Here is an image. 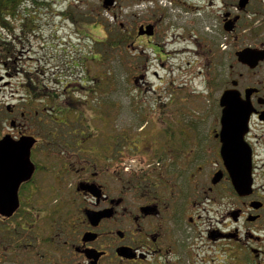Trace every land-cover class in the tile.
<instances>
[{"label": "flooded vegetation", "instance_id": "af4514ba", "mask_svg": "<svg viewBox=\"0 0 264 264\" xmlns=\"http://www.w3.org/2000/svg\"><path fill=\"white\" fill-rule=\"evenodd\" d=\"M222 4L213 28H222L214 40L226 49L217 54H229L225 89L249 108L243 144L229 149V161L220 103L201 116L192 114L197 106L168 105L157 119L145 111V121L137 116L127 126L120 102L110 110L94 105L100 137L91 136L96 121L82 122L90 93L81 83L49 92L53 104L41 110L8 105L0 122V208H7L0 264H264V0ZM8 53L12 78L21 74L22 51ZM83 75L87 81L90 73ZM26 80L20 86L28 95ZM44 108L55 123L43 119ZM45 123L53 125L48 135Z\"/></svg>", "mask_w": 264, "mask_h": 264}, {"label": "rangeland", "instance_id": "374dc122", "mask_svg": "<svg viewBox=\"0 0 264 264\" xmlns=\"http://www.w3.org/2000/svg\"><path fill=\"white\" fill-rule=\"evenodd\" d=\"M145 1L116 0V4L107 10L103 0H39V4L31 0L25 2L27 15L22 8L17 17L9 19L10 25L7 28L0 26V52L5 56V51L8 53L10 48L15 51L17 46L16 50L22 51L18 60L23 63L21 74L12 70L11 78L7 76L8 69L0 57V122L9 117L8 105L18 104L28 108L27 103L23 105L24 99L30 98L29 94L26 95L20 85L26 80L27 71L33 73L36 66L41 65L45 73L44 83L61 91L68 83L94 86L99 84V80L95 81L96 74L97 78L99 72L102 78L103 74L106 75V83L100 89L102 93H81L86 95L87 116L90 118L95 115L90 120L96 121L92 123L91 136H105L102 124L99 123V114L91 109L94 105L107 104L110 110V107L120 102L124 106L122 110L127 126L129 121L137 120V116L139 120L145 121L139 115L143 112L145 114V111L148 112L149 121L157 119L160 110L168 105H194L198 111L192 114L201 116L210 110L207 107L219 104L221 94L229 83L230 61L228 53L217 54L226 49L224 45L216 46L214 40L215 37L220 39L223 36L222 28H213L223 6L222 0ZM24 19L29 22L27 27L23 26ZM150 22L157 23L155 35L149 37L148 34H138V27ZM105 24H109L113 31L126 27L127 32L132 34L127 45L131 51H136L137 58L132 56L123 65L120 49L112 51L108 59L104 41L109 38V33ZM97 25L100 28H95ZM81 32H87L88 36H83ZM95 40H101L102 44ZM241 43L242 40L235 42V48L241 46ZM201 51L203 56L199 54ZM98 52L100 57L103 54V61L93 59ZM138 64L140 68H134ZM86 66L90 73L88 82L82 79ZM62 72L61 77H54L53 73ZM48 100H35L34 108L41 110L47 107L45 103ZM97 100L100 101L93 103ZM101 101L104 103L101 104ZM111 114L116 115V110L111 111ZM54 116L44 108L43 119L55 123ZM205 120H208L207 116ZM51 128L53 125L45 123L44 133ZM75 128H80L86 136H90V130L85 124H78ZM63 129L60 125V130Z\"/></svg>", "mask_w": 264, "mask_h": 264}, {"label": "trees", "instance_id": "16d2710c", "mask_svg": "<svg viewBox=\"0 0 264 264\" xmlns=\"http://www.w3.org/2000/svg\"><path fill=\"white\" fill-rule=\"evenodd\" d=\"M27 1H29V0H0V26L7 28V26L10 25L9 19L11 17H17L22 8L25 10V15H27L26 7L24 6V3ZM31 1L35 2L36 4H39V0H31ZM26 20L28 21V18H26ZM26 20L24 19V24H23L24 27H27V25L29 24V22H27ZM105 25H106V28H108V33H109V38L104 41V43L106 44L105 47H106L108 59L110 58V56H112V54H113L112 51H117V50L120 51V49H122L121 56L123 59V61H122L123 65H126V62L129 61L130 57L134 56V58H137L136 51H134V52L131 51V49H129V46L127 45L129 43L128 40L132 37V34L130 32L129 33L127 32L126 27L122 26L123 28H119V30L115 29L113 31V29L110 28L109 24H105ZM0 39H1V37H0ZM6 43H9V42H6ZM17 48L18 47L15 46V51ZM9 50H11V48ZM9 56H10V54H8L6 51H5V56H4L3 52H0V57L2 58V61L4 63L7 62V59L9 58ZM15 56L16 55H13V57H15ZM101 56L102 57H100V53L98 52V54L96 56H93V59L103 61V54H101ZM140 58L141 57H139V59ZM14 61H15V59H12L13 63H14ZM13 63H11V65L14 68L16 66V63H14V64ZM136 63H138V62H136ZM20 66L22 67L23 63H21ZM84 68H85V74H88L89 68L87 66ZM134 68L139 69L140 68L139 64L135 65ZM100 74H101V72H99L98 78H97V74H96L95 78L97 80L101 81L103 78L100 76ZM38 75H43V77L41 76L43 79L45 77V74H43L42 70H40V67L38 69L36 68V71L33 73H31V70L26 72V76H27L26 81H27V86H28L27 90H28L29 97L31 98L30 104L29 103L27 104L29 110H31L32 107L35 106V100L36 99L42 98L43 100H46V96L49 92L53 93L54 91H56V89H53L52 87L47 86L44 83V85L42 87V88H44L43 94H42V96H39L41 88L38 86L39 82H37L38 81L37 80ZM88 86L90 88L89 92H91V93L100 92V89H102L101 88L102 86L100 84H96L95 86H90V85H88ZM99 101L100 100H97L96 102H99ZM51 104H53L52 97L49 98L48 103L46 102L47 107H48V105H51ZM99 112H100V109L97 108L96 113H99ZM82 119L84 121H90L93 118H91V117L89 118L87 116V117L82 118ZM45 135H48V134L45 133Z\"/></svg>", "mask_w": 264, "mask_h": 264}, {"label": "water", "instance_id": "95a60500", "mask_svg": "<svg viewBox=\"0 0 264 264\" xmlns=\"http://www.w3.org/2000/svg\"><path fill=\"white\" fill-rule=\"evenodd\" d=\"M247 0H241V6L245 5ZM114 4V0H104V6L109 7ZM231 29V28H227ZM155 33L154 24L150 23L146 26L141 25L138 29V34L153 35ZM245 51L238 53L241 61L245 62ZM220 104L223 106L221 117V141H222V155L226 162L229 161L231 154L229 149L231 147L239 148L244 140V130L249 119V111L246 105L237 100L231 89L225 90L220 97ZM237 131V134L235 133ZM0 145L5 146L6 141L2 140ZM27 160L29 159V151L27 152ZM21 168V167H19ZM0 169H3L0 167ZM5 192V191H4ZM2 192V194H4ZM7 208H0L1 213H6Z\"/></svg>", "mask_w": 264, "mask_h": 264}]
</instances>
